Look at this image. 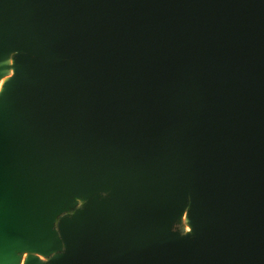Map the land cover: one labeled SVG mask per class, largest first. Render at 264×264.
I'll return each instance as SVG.
<instances>
[{
    "label": "water",
    "instance_id": "obj_1",
    "mask_svg": "<svg viewBox=\"0 0 264 264\" xmlns=\"http://www.w3.org/2000/svg\"><path fill=\"white\" fill-rule=\"evenodd\" d=\"M10 71L0 264H264V0H0Z\"/></svg>",
    "mask_w": 264,
    "mask_h": 264
},
{
    "label": "bare ground",
    "instance_id": "obj_2",
    "mask_svg": "<svg viewBox=\"0 0 264 264\" xmlns=\"http://www.w3.org/2000/svg\"><path fill=\"white\" fill-rule=\"evenodd\" d=\"M13 55H14V54L11 55V58L13 57ZM9 73H10V72H9ZM11 76H12V75H11ZM11 76H10V77H11ZM3 84H4V83H3ZM3 84H2L1 87H0V91H1V89H2ZM77 200L80 202L82 199L78 198ZM186 216H187V210L184 212V214H183V216H182L184 232H185V233H191V232H192V226H191L190 223H188V222L186 221ZM40 258H41V257H40ZM23 264H24V263H23Z\"/></svg>",
    "mask_w": 264,
    "mask_h": 264
},
{
    "label": "rangeland",
    "instance_id": "obj_3",
    "mask_svg": "<svg viewBox=\"0 0 264 264\" xmlns=\"http://www.w3.org/2000/svg\"><path fill=\"white\" fill-rule=\"evenodd\" d=\"M11 75H12V71H10L9 74H7L5 77H3V78L0 79V87H1V85L4 83L5 79H6V78H9ZM79 203L82 204V200H81ZM183 229H184V228H183ZM184 233H185V232H184ZM28 255H29L28 252H25V253H24V255H23V257H22V260H21L20 264H23V263L25 262V260H26V258H27ZM38 256L41 257L40 259L43 260V261H48V260H49V257H44V256H41V255H38Z\"/></svg>",
    "mask_w": 264,
    "mask_h": 264
}]
</instances>
